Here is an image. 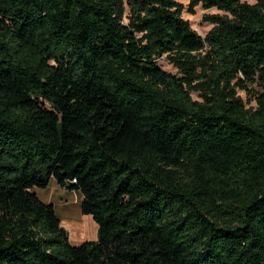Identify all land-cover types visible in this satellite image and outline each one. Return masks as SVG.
<instances>
[{
    "label": "trees",
    "instance_id": "16d2710c",
    "mask_svg": "<svg viewBox=\"0 0 264 264\" xmlns=\"http://www.w3.org/2000/svg\"><path fill=\"white\" fill-rule=\"evenodd\" d=\"M0 264H264V0H0Z\"/></svg>",
    "mask_w": 264,
    "mask_h": 264
},
{
    "label": "rangeland",
    "instance_id": "374dc122",
    "mask_svg": "<svg viewBox=\"0 0 264 264\" xmlns=\"http://www.w3.org/2000/svg\"><path fill=\"white\" fill-rule=\"evenodd\" d=\"M184 6L187 0H179ZM248 4H253L254 0H239ZM210 14H221L215 9L204 10L197 6L194 14H189L185 10L182 18L187 20L191 28L201 37L212 28V25L206 23L203 18ZM161 69L170 74H176V69L167 62L163 56L158 60ZM242 98L244 95L241 94ZM192 97L196 99V94ZM33 191L37 197L46 204H52L55 215L59 219L60 227L66 232L68 242L71 246H79L87 241H95L97 239V225L90 216L82 215L80 212V204L82 195L78 191H68L59 187L54 179L44 189L34 188Z\"/></svg>",
    "mask_w": 264,
    "mask_h": 264
}]
</instances>
